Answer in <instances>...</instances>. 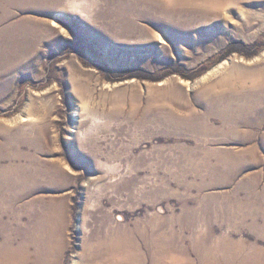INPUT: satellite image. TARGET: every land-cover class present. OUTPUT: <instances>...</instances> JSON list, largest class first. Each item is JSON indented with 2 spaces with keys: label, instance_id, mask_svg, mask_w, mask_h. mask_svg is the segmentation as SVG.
Masks as SVG:
<instances>
[{
  "label": "rangeland",
  "instance_id": "rangeland-1",
  "mask_svg": "<svg viewBox=\"0 0 264 264\" xmlns=\"http://www.w3.org/2000/svg\"><path fill=\"white\" fill-rule=\"evenodd\" d=\"M161 1L152 16L145 0H0V164L27 179L11 198L0 184L1 264H50V245L56 264L80 262L139 222L184 238L160 264H202L201 236L207 264H264V103L252 126L203 117L211 100L264 98V0ZM129 2L145 13L124 14ZM189 111L190 127L170 123Z\"/></svg>",
  "mask_w": 264,
  "mask_h": 264
},
{
  "label": "bare ground",
  "instance_id": "bare-ground-1",
  "mask_svg": "<svg viewBox=\"0 0 264 264\" xmlns=\"http://www.w3.org/2000/svg\"><path fill=\"white\" fill-rule=\"evenodd\" d=\"M8 1H11V0H8ZM48 1L44 0V2H48ZM145 1H146V3H148V4H146L147 7H145V8L149 9L148 13H150L153 10V13H151L152 16H155L154 12L159 9L158 6H162V9H163V5H162L163 2L161 0H155V2H153L154 5H155L154 7H152L153 5L149 6L150 0H145ZM196 1H198V0H196ZM130 2L128 4H124L121 7L124 10V14L128 13L129 15L131 14L133 16H141V15H143L145 13V10L143 12L140 11V10L138 11L136 4L130 3ZM179 2H181V0H173L171 3L175 4V3H179ZM191 2H192V0H191ZM202 2L204 4L209 5L211 10H215V11H218L221 7H223V1H221V0H203ZM8 3H9V5H7V6H12L13 5L12 2L11 3L8 2ZM24 5L25 4L22 2L21 6H24ZM118 8H119V6H118ZM162 12H163V10H162ZM1 16H2V18H4V17L8 16V14L7 13H5V14L3 13V15H1ZM152 18H154V17H150L149 19L152 20ZM162 21L165 22L164 23L165 25H166V23H168V22L164 21L163 18H162ZM255 75L256 76L258 75L260 79L261 78L264 79V69L259 70L258 72L255 73ZM232 77H233L234 80H236L235 82L237 83V85H239L241 88H245L248 76H243V77L232 76ZM260 85L261 86L264 85V81L263 80L260 82ZM180 90H179V92H180ZM263 91H264V89H263ZM214 92H215V87L214 88H208L205 91H203L202 93H198L197 97L200 98V99L206 100L209 97V95L213 94ZM155 93H161V91H155ZM168 94H170L172 98L174 97V95L176 96V93L173 90L169 91ZM241 96L242 95L239 92L237 95H235L233 97H229V98L225 99L223 102H221L219 100H211L210 103H209L210 108L208 109L207 114L203 115V117L206 118L207 116H217L218 119L220 118V120L224 124H228V123H231V124L246 123V124L252 126L254 123H256V121L254 122L253 120H251L250 116H252L253 113L258 109L259 104L264 103V98H257L255 100L254 99H250V98H246L242 102H235V100L237 101L238 98L241 99L242 98ZM151 102L152 101L149 100V103H151ZM235 105H238V106H235ZM193 114L194 113L192 111H189L185 115H180L181 119L177 120V118L173 114L169 113L168 114V118H169L170 123L172 125H175L176 127L177 126L181 127V124H183V126L186 125L187 127H190L191 126L190 124H192V123H191V118H189V116L191 117ZM186 116H187V119H184ZM179 121H181V122L179 123ZM205 123H206V121H205ZM198 125H200V124H198ZM234 128H237V127H234V125H233V128L231 129V132L232 133L233 132H238V131H234L235 130ZM177 130H178V128H177ZM194 130H196V129H194ZM190 156L191 155L188 154L187 159H190ZM6 157H8L10 159L12 158V157H9V156H6ZM184 157L186 158V154H185ZM18 165H19L18 163H14V162H12V163L10 162V163L5 164V165L0 164V184L4 185L6 187L7 192L9 191L11 193L10 198L13 197V196H16L17 193H18L19 188H22V184H24L27 181V179L25 181V179L23 177V174H22V172L24 171V167H18ZM10 198H8V199L10 200ZM8 199H6V200H8ZM6 200L4 201V203H7ZM193 212L197 213V211H193ZM196 213H189L190 216H187V219H191L192 221H195L197 219L196 217H197V214H198V213L197 214ZM182 217L183 216H181V218ZM176 219H175V217L172 216V217L167 219V222L168 223L169 222H173ZM177 220H179V219H177ZM134 226L135 227H133L131 229L124 228V229H116V231L114 230L113 232H111L107 236L105 235V237H102L101 241L98 240L99 242L97 241V243H96L97 245H92L91 242L90 243L87 242L86 243L87 247L85 246L83 248V251L85 250L84 254L81 255V257H79L80 262H76V260H73L71 264H80L82 262V259H83V262L85 264H89V262L92 261L89 257L95 256V252L94 251L93 252L91 251L92 254H89L90 251H89L88 248H90V247H95L96 249H103V250H105V253H107L108 255H113V256L115 255L116 256L115 264H145L144 262L147 259L146 258V253L148 251V248H150V249L154 250L153 253H152V259H151L152 260L151 261L152 264H160L161 263V259L164 256V254L167 252V250L175 246L176 240L178 239L177 242L178 241L182 242L184 240V238H182V239L179 238V237H181L180 234H174L173 233L174 232L173 229H169L168 233L163 230V234H162V232L160 231V228L158 227L157 230H159V231L152 232V233L149 232L150 233L149 234L148 233L149 229L147 228V225L145 223L139 222V223H136ZM191 228H193V227H190L189 230ZM208 242H209V236H207V237L206 236H201L199 239L191 237L192 248H193L194 251L200 252L199 255H200V257L202 256V259H201V263L202 264H207V259L209 257V253L215 248L214 245H210ZM221 243H223V244H221L219 246V248L226 247V242H221ZM142 245H145L146 248L144 247L145 249H143ZM171 245H172V247H171ZM51 247L52 246L50 245V247L48 249V251L51 250L50 251L51 253L48 252L49 253V257H50V264H56V261L58 260V257H59L60 254L58 255V257H56L57 253L53 249H51ZM55 247H57V246H55ZM178 247L181 248V250L184 248V247H181L179 245L177 246V248ZM149 252H151V251H149ZM40 260L41 259H39L38 262ZM31 262H33V261H31ZM2 263L3 264H11V262L8 261V259H4ZM25 263H26L25 258L18 256L16 261H13L12 264H25ZM0 264H1V262H0Z\"/></svg>",
  "mask_w": 264,
  "mask_h": 264
}]
</instances>
